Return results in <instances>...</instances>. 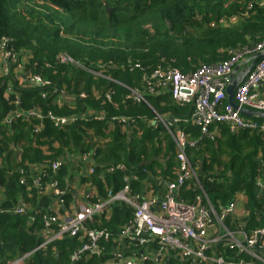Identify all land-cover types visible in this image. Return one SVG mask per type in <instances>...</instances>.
<instances>
[{"label": "trees", "instance_id": "16d2710c", "mask_svg": "<svg viewBox=\"0 0 264 264\" xmlns=\"http://www.w3.org/2000/svg\"><path fill=\"white\" fill-rule=\"evenodd\" d=\"M230 19L235 21L229 22ZM2 38L10 41L20 59H25V75L38 76L49 86H15L7 97L5 84L0 86V157L3 155L5 160L0 170L1 206L10 209L20 200L29 205L25 216L0 213V264L27 253L31 254L24 264H68L72 253L81 247L79 239L66 236L37 249L43 243L42 217L49 206L43 191L52 180L60 190L66 188L68 163L56 174L48 166L65 156L66 150L79 154L88 151L83 144L85 139L102 142L94 147L95 173L91 180L105 199L108 193L102 185L111 188V194L117 193L126 184L125 177L135 176L130 181L133 194L145 192L144 181L156 188L157 177L165 183L173 182L179 165L171 134L181 130L189 142L195 143L187 148L186 155L191 166L198 167V181L210 203L217 208L244 197L246 216L241 221L228 218L226 227L241 228L250 237L263 226L264 191L256 184L261 169L255 162V150L240 158L241 147L224 124L217 126L229 130L227 136L223 135L225 142H212L192 123L173 125L171 133L161 125L153 128L140 119H152L151 109L165 119L182 121L189 118L191 106H178L166 93L146 96L150 109L143 103L125 100L128 91L117 83L142 90L143 77L158 67L191 74L201 66L228 60L230 52L257 46L264 42V0H0ZM60 55L74 63H60ZM135 65L140 69H134ZM112 91L113 104L105 99V94ZM41 93L46 94L44 100ZM60 94L74 97V103L58 104ZM82 94L85 98L79 99ZM17 100L23 113L8 126L2 121L16 113ZM33 110L44 117L48 112L67 116L90 110L103 112L104 119L56 127L46 118H27ZM114 116L133 119L126 125L133 132H122L116 124L110 131ZM38 125L40 130L33 134V127ZM13 146L20 151V159H15ZM224 146L232 150L225 161L220 156ZM198 147L204 149L198 151ZM118 163L124 164V172L106 171ZM32 168H42L39 187L33 184L37 177L30 178L28 173ZM20 170L25 172L22 185ZM148 173L155 179H149ZM200 194L193 182L185 183L179 192L184 202H193ZM66 201L68 205V197ZM111 210L109 221L89 228L115 232L132 218V211L122 204L111 206ZM105 216L106 213L102 215ZM230 257L235 254L230 253ZM91 264H97V260Z\"/></svg>", "mask_w": 264, "mask_h": 264}, {"label": "built area", "instance_id": "2783aa9c", "mask_svg": "<svg viewBox=\"0 0 264 264\" xmlns=\"http://www.w3.org/2000/svg\"><path fill=\"white\" fill-rule=\"evenodd\" d=\"M234 21L235 19L229 20ZM263 51L264 42L251 49L235 50L229 53L228 60L217 65L201 66L191 74H181L171 68H156L149 76L143 77L146 93L167 90L178 106L190 105L191 113L189 118L182 121L170 119L168 122L155 114L151 124L154 127L161 124L170 132L169 128L174 124L192 123L200 129L201 135L208 134L209 127L215 124L227 125L234 132L264 133V123L240 113V109L264 113V57L256 59ZM57 60L60 63H74L65 55H60ZM24 64L25 59L19 58L10 41L2 38L0 83L3 81L6 84L4 96L7 97L15 86H49V82L38 76L18 74L23 73ZM248 66L249 70L244 73ZM134 69H140V66L135 65ZM234 69H237L234 78H239L233 94L236 109L227 103L225 94ZM111 96L112 93L105 94L108 101ZM45 98L46 94L41 93V99ZM79 98L83 99L85 95L82 94ZM129 98L137 103L144 101L136 91H130ZM16 104L18 107V100ZM22 113V110L17 109L15 114L5 118L4 123L10 126ZM27 117L39 121L50 119L58 127L75 123L84 116H55L48 112L44 117L39 111L33 110L27 113ZM87 117L101 118L92 112ZM119 122L125 123L126 119H119ZM40 128L41 125L35 126L33 133L37 134ZM172 139L177 149L176 160L179 167L175 180L166 182L165 190L160 196L133 194L130 181L135 177H132L125 180L122 190L114 194L109 192L102 201L79 206L67 220H63L66 211L61 216L55 212H45L42 217L45 239L39 248L68 236L82 242L81 247L70 256L68 264H91L94 260H97V264H264V224L253 231L250 237L241 228L229 230L225 223L236 214L235 202L215 208L202 191L198 174L186 155L187 148L193 147L195 143L189 142L181 130H177ZM60 166L61 163L54 162L51 170L57 172ZM122 170V167L117 166L110 168L109 172ZM187 182L195 183L201 192L193 202L180 199V189ZM20 184H24V179L20 180ZM258 188L264 190L261 184H258ZM52 192L57 202L63 206L64 192L55 183L52 184ZM120 204L132 211V218L122 226L118 234L107 229L85 228V225H93L94 220L111 210V206ZM27 209V204L22 200L13 210L3 208L0 203V213L24 215ZM54 228L57 230L54 231ZM230 253L238 258L230 257ZM25 257L16 264H22Z\"/></svg>", "mask_w": 264, "mask_h": 264}, {"label": "crops", "instance_id": "0c3cea01", "mask_svg": "<svg viewBox=\"0 0 264 264\" xmlns=\"http://www.w3.org/2000/svg\"><path fill=\"white\" fill-rule=\"evenodd\" d=\"M0 73H1V66H0ZM18 74H21V72H18ZM115 83H117V82H115ZM117 84L120 85L121 87H124L128 91V95L124 98L125 100H130V101L134 102L131 98H129V96H130V91H136L142 96L144 101L143 102H139V103H137V102H134V103H137V104L143 103V104L147 105L148 107H149V105L147 104V102L145 100L146 96L164 95L166 93L167 94L169 93L167 90H162V91H158V92H156L154 94H148V93H146L145 86H144V88L142 90H140V89L128 88V87H125V85H122V84H119V83H117ZM108 93H112L111 99H110V101H108L106 98L105 99H106V101L108 103L113 104L112 103V98L114 96V93H113V91L112 92H108ZM74 99L71 98V96L69 97L67 95L60 94V95H58L57 103L58 104H61V103L62 104H65V103L66 104H71V103H74V101H75ZM151 111H152V114H153V118H154L155 114L159 115L154 110L151 109ZM89 112L95 113V112L90 111V110L84 112V114L83 113H76L75 115H77L79 117L80 116L81 117L84 116L83 118H81L77 122L88 121V120H103L104 119V113L103 112L95 113L96 115H100V117H101V118H96V119L91 118V117H87ZM159 117L161 119L165 120L166 122H168V120H170V119H174L173 117L165 119L161 115H159ZM119 119H126V122L125 123H121V122H119ZM140 119H142L143 122H145L146 124H149L153 128H156V127H154L151 124L152 119H147L145 117L140 118ZM256 119L257 118H255V120ZM4 120L5 119H3V121H2L3 123H4ZM49 121L52 122L50 119H49ZM77 122H75V123H77ZM110 122H111V123H109L110 131L113 130L112 125L116 124L117 126L121 127L122 132H125V133H128V134L133 132V129H127L126 128L127 124H130V123L134 122V120L131 119V118L122 117V116H114V117L111 118ZM258 122L259 123H264L263 120H260ZM75 123H70V124H67V125H71V124H75ZM177 124H174V125H177ZM158 125H161V124H158ZM62 126L63 125L58 126V127H62ZM34 128L35 127H33V129ZM208 131H209L208 134H205L204 136L208 137V139L212 140V142H213V139H216V140L218 139V140H222L223 142H225L226 141V137H223V135L227 136L229 130L225 129L224 126H217V124H215V125H211L209 127ZM167 132H169V131H167ZM175 132H174V134H175ZM232 132H233V136L235 137V139L237 141L238 146L241 147V149H240V155H241L240 158L247 157L245 155H247L251 151L255 150V152H257V154L255 153V156L257 155V157H255V162L258 163V165H259V167L261 169V175L258 176L256 184H257V187H258V184H261V185L264 186V133L247 132V135L244 136L243 135L244 132L231 131V133ZM169 133H171V131ZM137 134L139 135L137 137L141 136L140 132H137ZM171 136H172V134H171ZM97 143H102V142L99 139H94L93 141L85 139L83 141V144H85V146L87 145L88 151H85V152H82V153L79 154L78 151L77 152L73 151L72 153H69L68 150H66L67 154H65V156H62V157L58 158L59 160L57 159V160L54 161V162L61 163L60 169L62 168L63 164L65 165L66 163H68L67 164V169H66L67 170V176L64 179V181L66 182V188H65V190L61 189V191L64 192V195H63L64 205L61 206L57 202V200L54 198V196H53L52 184L55 183L56 187L58 185H57L56 182H54L52 180L51 183L49 185H47L45 190L43 191V196L48 198V205H49L47 208L44 209V213L45 212H55L57 215L61 216L64 213V211H66V214L63 216V220H67L70 216H72L77 211L79 206L87 205V204H90V203H96V202L104 200V198L99 194L98 186L96 184H94L92 182V180H91L93 174L95 173L94 172V168L92 166V165H94L92 157H93V151L95 149L94 148L95 144H97ZM202 145H204V144H202ZM56 147H58V145H56ZM12 148L15 151V154H16L15 159H19V153H17V150L15 149L14 146ZM202 148L204 149V147H201V148L198 147L197 150L200 151ZM236 151L238 152V150H236ZM229 153H232V150L230 148H227L226 146H224L223 151H221V154H220V156H221L223 161H225L228 158V155H230ZM208 154H210V152H208ZM202 159L203 158H201V160ZM4 162H5L4 156L1 155V157H0V170L3 168V163ZM54 162H52V163H54ZM52 163L48 166V168H49V170L51 171L52 174H56L57 172H59L60 169L57 172H53L51 170ZM164 163L165 162L163 161L162 165ZM117 166H120L123 169L122 171H118V172H124L126 170V168H125L123 163H118L116 165L108 166L106 168V171L108 173H110L109 169L112 168V167L115 168ZM197 169H198V167H196L195 170H197ZM41 170H42V168H32V169H30L28 171V173L30 175V178L37 177V178L33 179L34 180L33 184L35 186H40V179L43 177V174L39 175L41 173ZM198 171H199V169H198ZM144 172H146V171L144 170ZM20 175H22L21 179L25 178V172L23 170H20ZM147 176H148L149 179H152V180L155 179L149 173H148ZM132 177H135V176H132ZM102 178H103V176H98V179H102ZM127 179H129V177H125L124 181L127 180ZM155 180H156V188H154L151 185H148L149 181H144L142 186L144 187L143 189H144L145 192H142L140 194L145 196V197H152V196H157V195L160 196L165 190L166 183L161 179V177H157ZM36 181H37V184H35ZM102 186H103V191L105 193H109L110 192L111 188H108L105 185H102ZM105 187L108 188V189L104 190ZM57 188L59 189V187H57ZM262 191H264V190H262ZM50 197H53L52 201H50ZM67 197H68V205H67V201H66ZM243 200H244V197L243 196H239V199H237L236 202H235L236 214H235L234 218L237 219V221H241L243 219V217L246 216V212L244 211V207H243ZM2 201H3V198L1 197V199H0L1 205H2ZM16 206H14V207H12V208H10L8 210H13ZM27 206H28V209H27L26 213L29 210V205L27 204ZM3 208H6V207H3ZM111 212H112V210H109L106 213L105 217H102V216L98 217L96 220L93 221L92 224L95 227H97V226L102 225L104 222L109 221V219L111 218ZM1 214H6V213H1ZM25 214L24 215H17V216H25ZM9 215H13V214H9ZM30 221L31 222L34 221L33 217L30 218ZM124 224L125 223H123L121 226H119L118 230H116L115 232H113L112 230H110L108 228H101V229H107V230L111 231L114 234H118L121 231L122 226ZM89 226L90 225H85V228L88 229V230H91V229L101 230V229H98V228H89ZM56 230H57V228H54V231H56ZM236 230H238V228ZM231 231H235V230H231ZM44 233H45V231H44V226H43V230H42V232H40V234L43 237V242H44V239H45V237L43 235ZM39 247L37 249H42V248H39ZM30 254L31 253H29V254L27 253L26 255L23 256V257H25V256L26 257L22 261V264H24L25 260L28 258V256ZM23 257H21V258H23ZM21 258L12 260V261L8 262L7 264H13V263L16 264L17 262L20 261ZM235 258H238V256H235Z\"/></svg>", "mask_w": 264, "mask_h": 264}, {"label": "water", "instance_id": "95a60500", "mask_svg": "<svg viewBox=\"0 0 264 264\" xmlns=\"http://www.w3.org/2000/svg\"><path fill=\"white\" fill-rule=\"evenodd\" d=\"M264 57V51L259 53L256 57V59H260V58H263ZM250 66H248L246 68V71H244V73H246L248 70H249ZM237 69H234L233 70V73L230 75V82L229 84L227 85L226 87V90H225V94H226V100H227V103L229 105H231L233 108H237L236 104L234 103L233 101V94H234V91H235V88L237 87L238 83H239V78H234V73L236 72ZM70 97V96H69ZM68 98V97H67ZM74 99V97H71ZM17 109L19 110V106L17 107ZM240 113L244 116H247V117H254V118H257L259 120H263L264 121V113H260V112H251V111H246L244 109H240Z\"/></svg>", "mask_w": 264, "mask_h": 264}, {"label": "rangeland", "instance_id": "374dc122", "mask_svg": "<svg viewBox=\"0 0 264 264\" xmlns=\"http://www.w3.org/2000/svg\"><path fill=\"white\" fill-rule=\"evenodd\" d=\"M9 64H11V62H9ZM70 64V63H69ZM15 68H16V66H14ZM22 74H24V70H23V73L21 72V74L20 75H22ZM23 77V76H22ZM2 85H4V83L2 82V83H0V86H2ZM5 88H6V84H5ZM6 91H7V88L5 89V92H4V95H5V93H6ZM28 118V117H27ZM30 118V117H29ZM35 119V118H34ZM36 120H38V119H36ZM17 153H19V159H20V155H21V153H20V151H18L17 150ZM190 160L192 161L193 160V158H190ZM39 187V186H38Z\"/></svg>", "mask_w": 264, "mask_h": 264}]
</instances>
